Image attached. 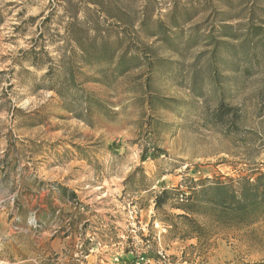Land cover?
Listing matches in <instances>:
<instances>
[{
	"label": "rangeland",
	"instance_id": "obj_1",
	"mask_svg": "<svg viewBox=\"0 0 264 264\" xmlns=\"http://www.w3.org/2000/svg\"><path fill=\"white\" fill-rule=\"evenodd\" d=\"M257 169L264 0H0V264H264V218L201 250L149 229L154 191Z\"/></svg>",
	"mask_w": 264,
	"mask_h": 264
},
{
	"label": "trees",
	"instance_id": "obj_2",
	"mask_svg": "<svg viewBox=\"0 0 264 264\" xmlns=\"http://www.w3.org/2000/svg\"><path fill=\"white\" fill-rule=\"evenodd\" d=\"M34 66L40 68L37 62ZM206 119L220 128L223 134H238L241 130L242 117L238 108L225 102H220ZM65 193L66 190L63 191ZM152 195L154 214L149 226L150 233L158 224L165 231V238L196 241V245L188 249L201 250L208 247L215 236L247 229L264 218V171L257 169L250 175L238 177L185 176L177 186L162 187ZM72 198L77 197L73 194ZM141 235L147 246L155 245L151 235ZM125 252L130 254L131 250L126 249Z\"/></svg>",
	"mask_w": 264,
	"mask_h": 264
},
{
	"label": "crops",
	"instance_id": "obj_3",
	"mask_svg": "<svg viewBox=\"0 0 264 264\" xmlns=\"http://www.w3.org/2000/svg\"><path fill=\"white\" fill-rule=\"evenodd\" d=\"M3 218H4V215H0V234L3 232L4 226L8 224V222L6 221V218H4V221H3Z\"/></svg>",
	"mask_w": 264,
	"mask_h": 264
}]
</instances>
